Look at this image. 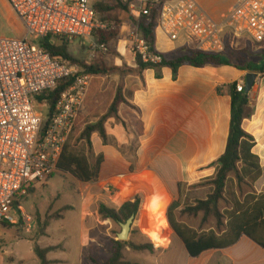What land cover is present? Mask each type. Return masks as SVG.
I'll return each instance as SVG.
<instances>
[{
    "label": "crops",
    "instance_id": "crops-1",
    "mask_svg": "<svg viewBox=\"0 0 264 264\" xmlns=\"http://www.w3.org/2000/svg\"><path fill=\"white\" fill-rule=\"evenodd\" d=\"M166 1L174 3L177 0ZM194 2L210 21L218 23L235 0H232L227 9L217 16L209 14L198 0ZM0 4L8 16L5 1L0 0ZM235 40L231 39L229 43L232 50ZM247 43L254 53L252 60L259 65L264 63V46L261 44H253L246 39L242 47L236 50L244 49ZM196 44V39L190 35L181 34L177 40H171L160 28L155 30V50L160 54L170 56L176 50H193ZM134 60L133 55L129 68L134 66ZM248 73H256L257 78L249 93L252 115L244 120L243 129L254 138L252 153L258 157L261 166V177L255 182L253 189L257 194L264 192V72L239 71L230 66L204 68L182 66L178 69L174 80L169 68L161 70L159 79L156 78L154 70L148 69L140 76L130 73L118 74V86L122 84V92L125 95L130 94L127 101L133 107V109L124 105L119 107L118 126H122L121 121H123L125 129L137 131L136 138L139 145L136 151L135 170L130 172L129 163L127 165L119 152L109 145H103L98 135L93 134L91 136L93 154L102 155L103 162L96 182L78 181L82 185L78 193L84 205V216L89 218L93 215L92 212L97 209L98 202L117 210L123 203L138 197L140 216L149 199H152L150 202L152 201L154 205H146L151 207H156V199L165 201L162 209L151 213L150 221L156 220V226L158 221L166 220L167 209L178 195L177 184L185 176L195 173L224 153L230 122L231 102L228 87L234 83L244 86L245 76ZM99 95L93 100L96 101ZM113 96L114 94L110 102ZM104 128L110 131L108 125H104ZM121 129L120 142L127 143L130 137L126 139L123 128ZM102 183L112 188L116 187L115 184L123 186L117 191L122 197L119 204L115 202V195L108 196L103 192L104 190L102 191L100 187ZM21 209L28 215L22 207ZM17 214L16 211L13 212L16 220ZM148 220L142 218L140 225L150 231V237L154 240L152 243L156 247L165 246L168 232L162 238V233L158 234V231L150 229ZM15 228L16 233L13 232ZM24 230L30 234L24 236L22 232ZM45 236L47 230L44 235H38L35 225L33 229L28 230L22 222L16 225L4 223L0 227V264H40L33 247L35 244L39 246V240ZM93 242L94 240L91 239V243ZM176 245L180 247H177L178 250L182 249L186 264H264V249L246 236H241L229 247L209 249L197 257H191L183 243L174 235L165 248L164 255ZM47 247H58L57 250L47 254V260L53 264L68 263L63 257L64 247L52 245L40 248ZM92 251L91 256L83 258L82 254L77 264H103L109 259L107 248L104 250L105 256L100 259L95 255L98 247Z\"/></svg>",
    "mask_w": 264,
    "mask_h": 264
},
{
    "label": "built area",
    "instance_id": "built-area-1",
    "mask_svg": "<svg viewBox=\"0 0 264 264\" xmlns=\"http://www.w3.org/2000/svg\"><path fill=\"white\" fill-rule=\"evenodd\" d=\"M24 31L22 37L0 36V227L22 222L26 229L35 223L24 214L18 198L27 189L50 179L57 172L63 146L67 142L84 104L92 77L53 57L39 41L47 36L90 42L93 52L106 54L104 43H95L93 34L110 31L112 26L99 20L94 0H4ZM129 16L139 19L158 9L157 28L171 40L181 34L196 39L194 51L222 54L231 39L246 38L253 44L264 40V0H235L224 18L210 21L194 0H134ZM131 46L144 64H159L162 54L134 32ZM192 50V49H187ZM63 80L72 83L61 94L53 116L43 131L46 99ZM244 90L236 84V92ZM109 187H107L108 190ZM16 211L17 220L13 216Z\"/></svg>",
    "mask_w": 264,
    "mask_h": 264
},
{
    "label": "trees",
    "instance_id": "trees-1",
    "mask_svg": "<svg viewBox=\"0 0 264 264\" xmlns=\"http://www.w3.org/2000/svg\"><path fill=\"white\" fill-rule=\"evenodd\" d=\"M113 1L115 5H111L108 0H94V8L101 19L100 21H105L104 16H109L115 9L127 11L129 14L128 7L134 0ZM157 15L158 9L153 10L149 16H142L139 19H133L129 16L137 27L141 38L149 44L153 52H157L155 50ZM117 35V31H97L93 34V38L98 43L109 45L117 38ZM69 43L64 38L55 36H47L39 41V45L51 56L59 57L69 64L71 62L77 63L68 54ZM252 57L253 53L248 47L242 50L227 49L222 54H209L182 49L176 50L170 56L162 54V61L159 64H144L140 58L135 57L134 66L132 68L127 66L125 69L117 66H107L100 59L95 60L90 65L82 63L83 73L92 77L84 104L92 101L100 93L101 78L110 74L130 73L140 76L145 70L151 69L155 71V76L159 79L161 70L169 68L172 71V78L175 80L177 71L182 66L194 68L230 66L239 71L263 73L264 63L259 65L252 60ZM71 83L72 80H63L54 91L43 93L39 98V100L46 99L48 103L43 131L54 114L61 94ZM228 91L231 104L225 151L215 161L199 169L214 170V175L206 182L209 192L205 198L196 200L194 205L186 206L181 211L182 214L193 217L201 214V226L213 219L214 226H210L208 229H193L175 220L173 211L180 206L182 198L181 183L177 184L178 199L172 202L167 209L168 224L191 257H197L200 253L209 249L229 247L236 243L241 236H246L264 249V192L257 194L253 189L255 182L261 177V166L258 157L252 153L255 144L254 138L243 129L244 120L250 118L253 111L251 108V95L246 94L244 90L240 93L236 92V83L231 84ZM129 95H125L122 92V84L119 85L112 101L109 103L106 114L96 122H82L78 141L83 143V149L80 151L73 150L67 140L57 164V173L70 175L81 183H93L98 180L103 156H95V162L91 163L90 159L94 156L91 136L97 134L103 145H107V135L104 128L105 120L110 116L116 117L121 105L133 109L127 101ZM77 122L78 119L74 127H76ZM138 145L137 142L129 168L130 172L135 170ZM199 185L202 186V184ZM33 191V187L28 188L27 195L33 193ZM14 205L15 207L19 206V202H15ZM139 206V198L134 197L131 201L123 203L118 210L99 205L98 215L102 221L109 220L115 224H120L124 223L129 217L136 216ZM156 227L158 228L157 225H154L150 229L155 231ZM44 232L45 230L40 235H44ZM111 244L110 257L103 264H128L123 262V250L125 248L140 252H152L153 249L151 244L136 245L129 241L112 240ZM57 249L58 247L41 249L35 244L33 252L40 264H53V262L47 260V254Z\"/></svg>",
    "mask_w": 264,
    "mask_h": 264
},
{
    "label": "rangeland",
    "instance_id": "rangeland-1",
    "mask_svg": "<svg viewBox=\"0 0 264 264\" xmlns=\"http://www.w3.org/2000/svg\"><path fill=\"white\" fill-rule=\"evenodd\" d=\"M110 1L111 5H115L113 0ZM124 2L126 0H123ZM201 6L211 15L217 16L221 12L227 9L232 0H198ZM6 9L8 16L0 4V36L5 37H22L24 31L19 21L13 16L7 5ZM99 20L100 17L98 16ZM105 21L103 23L110 24L112 29L107 32L117 31V38L112 41L108 47L106 54H101L96 51L93 52L91 43L81 40H74L68 45V54L71 58L75 59L77 63H70L78 68L79 73H83L81 64L90 65L95 60H101L103 64L107 66H117L125 69L131 65V59L133 58L131 39L137 27L130 19L127 11L115 9L109 16H104ZM104 32V31H102ZM97 42L94 38L92 39ZM246 38L236 39L234 41L233 50H236L245 43ZM264 42V41H263ZM261 45L264 46V43ZM98 43V42H97ZM105 44V43H104ZM249 48V44L245 48ZM230 45L228 49H230ZM232 49V48H231ZM254 54V53H253ZM135 58V56H134ZM133 63V62H132ZM85 74V73H84ZM102 86L100 87V95L95 100L83 104L78 111V122L69 136L68 142L73 150L80 151L83 149V143L78 141V135L80 132L81 124L83 121L96 122L102 116L106 114L108 110L109 102L113 94L118 87L119 77L118 74H110L101 78ZM43 113L46 108H39ZM76 119V120H77ZM119 119L116 116H110L105 120L104 125H108L110 131L106 129L107 145L113 147L125 162L129 163V168L135 148L137 146L136 132L130 128L124 126V122L121 121L122 126L119 125ZM75 126V125H74ZM81 127V128H80ZM123 133L126 135V139L130 137V141L127 143L120 142V135ZM124 138V137H123ZM91 163L95 162V156L91 159ZM125 163V164H126ZM214 175L213 169L197 170L195 173L185 176L180 182L182 184V198L180 200V206L173 211L175 220L186 224L193 229H208L210 226H214V220L210 219L206 224L201 226V214L196 217L182 214L181 211L186 206L194 205L198 199H203L209 192L207 186V180ZM106 183V182H105ZM199 184H202L199 185ZM102 183V191L108 196L115 195V202L118 204L121 202L122 197L120 193L117 194L118 188H122V185L115 184V188L109 187ZM82 185L70 175L61 173H55L53 177L47 181L37 184L33 187V193L23 195L18 198L19 206L25 210L35 223V230L38 235L44 230H47V236L42 237L39 240L40 247L61 245L65 248V254L63 257L68 260L67 264H77L78 259L93 254L92 249L98 247V252L95 254L96 258L100 259L105 256V248L110 257V250L112 247V240H117L116 236L120 233L119 224H115L109 220L102 221L98 215L99 205L104 203H97V214L92 212L89 218L84 216L82 199L78 191H80ZM178 199V195L176 200ZM149 199L146 204L154 205ZM175 200V201H176ZM165 201H158L156 199V207L144 205V211L142 216L138 211L134 217L133 224L131 225L130 234L127 241L136 245L151 244L153 246L152 252L148 251H134L129 248L123 250V262L128 264H186L185 258L182 253V249L178 250L176 245L172 247L167 254L164 255V250L174 237V233L170 228L167 215L166 220H160L157 223L158 228L156 231L162 233V238L168 232L167 244L165 246L156 247L152 242L154 240L150 237V231L143 228L140 225L141 219H149L153 212L159 211L165 205ZM107 207V206H106ZM118 210V209H117ZM156 220H151L149 223L151 226L155 225ZM167 221V222H166ZM46 227V229H45ZM91 228V229H90ZM16 233L17 229H13ZM24 236L28 231H22ZM91 239L94 240L91 243ZM126 242V241H125ZM59 247V246H58ZM180 248V247H179ZM94 255V256H95ZM164 255V256H163ZM90 259V257H89Z\"/></svg>",
    "mask_w": 264,
    "mask_h": 264
},
{
    "label": "water",
    "instance_id": "water-1",
    "mask_svg": "<svg viewBox=\"0 0 264 264\" xmlns=\"http://www.w3.org/2000/svg\"><path fill=\"white\" fill-rule=\"evenodd\" d=\"M256 78H257V74L256 73H248L245 76V80H244V92L246 94L251 92V90H252V88L254 86V83H255ZM134 217L135 216H131L124 223H120L119 224V226H120V233L117 234V236H116V238H117L118 241H122V242L127 241L128 236L130 234L131 225L133 224V221H134Z\"/></svg>",
    "mask_w": 264,
    "mask_h": 264
},
{
    "label": "bare ground",
    "instance_id": "bare-ground-1",
    "mask_svg": "<svg viewBox=\"0 0 264 264\" xmlns=\"http://www.w3.org/2000/svg\"><path fill=\"white\" fill-rule=\"evenodd\" d=\"M158 234H161V232L160 233L158 232Z\"/></svg>",
    "mask_w": 264,
    "mask_h": 264
}]
</instances>
